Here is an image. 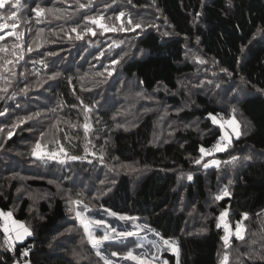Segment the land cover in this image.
I'll return each instance as SVG.
<instances>
[{
  "label": "trees",
  "instance_id": "16d2710c",
  "mask_svg": "<svg viewBox=\"0 0 264 264\" xmlns=\"http://www.w3.org/2000/svg\"><path fill=\"white\" fill-rule=\"evenodd\" d=\"M82 4L85 7H80ZM37 5L46 10L40 17L32 11ZM148 7L153 8L168 29V35L159 31L149 15L140 16L148 13L145 10ZM121 11L125 16L116 20ZM7 14L0 8V16ZM98 15L117 30L103 32L85 20L87 16ZM129 18L133 25L141 23L142 27L120 31L121 23L131 29ZM15 22L18 25L15 32L21 38L8 35L0 40V49H6L0 51V112H4L0 116V128L6 133L0 142L3 145L0 176L6 178V182H0V210L13 209L16 181L10 178L18 167L30 162L38 176L29 179L28 185L51 190L45 178L58 172L60 166L67 164L77 170L78 166L83 169L89 164L86 159L93 155L86 145L92 134L86 136V144L80 147L82 138H75L73 133L66 136L63 130H68L71 122L80 124L76 123L75 114L81 101L85 106H94L95 96L84 91L94 90L87 86L92 75L96 78L99 72L108 74L106 68L114 69L98 88L103 95L105 89H110L106 96L113 107L120 101L114 99L119 93L117 87L127 79L137 84V91L143 97L131 104L128 127L117 125L106 114H97L102 126L92 139L98 154L107 161L110 157L135 164L144 172L135 173L134 177L126 174L115 177L113 189L99 198V206L116 214L142 216L162 238L176 239L180 264H219L224 245L223 228H217L215 221L219 212L227 210L234 221L246 213L248 225L252 224V218L264 212V0H231V6L228 0H22ZM74 27L76 32L72 31ZM86 28H92L96 34L86 33ZM11 31L6 28L0 35ZM78 34L83 38L78 39ZM192 47H196L200 60L213 62L214 74L226 73L221 75L228 96L223 102L199 91L202 86L194 85V74L203 73L204 69H200L205 65L187 58V48ZM7 60L13 63L7 64ZM113 60L119 63L113 65ZM54 72L60 75L49 79ZM25 88L27 91H22ZM34 113L40 115L12 127ZM163 114L173 121V126L177 121L194 120L199 126L197 129L178 126L171 132H159L156 140L158 116ZM210 114L236 115L244 120L246 128L241 129L239 138L233 139L228 148L216 151L223 172L218 176L211 170L208 180L194 162L201 147L221 137ZM168 127L165 125L163 129ZM49 129L57 131L54 136L57 146L48 152H59L63 147L67 155L59 153L55 160L37 159L32 155L34 148L24 143L37 142L39 137L43 141ZM9 131L13 132L11 138L7 135ZM72 156L80 159L73 160ZM233 156L239 159L229 162ZM245 156L251 159L245 160ZM104 164L98 162L100 168ZM182 172L192 176V180H187V174L183 175V195L200 214L210 215L200 232L197 229L187 233V214L177 208L182 200L179 179ZM221 185L229 196L216 200L208 208L205 205L208 188L215 192ZM28 204L23 199L14 207V219L28 221ZM39 211L43 219L34 224L31 236L15 245L16 254L20 247H25L30 264H102L90 256L86 260H73L67 253L56 252L47 245L58 224L69 217L62 199H52L48 204L41 202ZM248 242L246 234L243 240H231L227 249L229 264H264L261 259L264 247L253 259L249 257ZM164 256L173 261L171 254ZM14 260L8 249L0 247V264H12Z\"/></svg>",
  "mask_w": 264,
  "mask_h": 264
},
{
  "label": "rangeland",
  "instance_id": "374dc122",
  "mask_svg": "<svg viewBox=\"0 0 264 264\" xmlns=\"http://www.w3.org/2000/svg\"><path fill=\"white\" fill-rule=\"evenodd\" d=\"M145 10L148 13H145L140 16L148 17L149 15L150 21L155 26L159 27V31L167 33L168 29L164 26L163 22L154 12L153 8L148 7ZM187 49H188L186 52L187 58L192 61L194 60L197 61V58L199 57L196 47L187 48ZM201 64L205 65V68L202 67L200 69V70L204 69V72L200 73V71H197L194 74L195 75V80L193 82L194 85L196 86L197 84L200 87L202 86L204 90L200 88L199 91L201 90L203 92H206L208 93V95L216 97L218 98V100L223 102L228 96H227V85H224L223 78L221 75H226V73H218L217 71V73L214 74L215 67L211 60L209 61L205 60L204 63ZM106 75L108 74H102V76L99 75L96 78L94 77V75H92V78L89 79L87 86L93 87L94 90L91 91L88 88L84 90L86 92H91L96 98L94 106H91L92 111L91 113L88 114L89 115L88 123L90 124L89 133H91L92 136L93 134L97 135V131L100 130L101 129L100 127L102 126L101 120L97 118L98 117L97 114H106L108 115L109 118H112L114 123H116L117 125H120L122 127H128L127 120L129 117L132 116V109H133L131 104L134 103L135 99L139 100L140 98L143 97L141 91H137V87H136L137 84L131 79H127L124 83L118 85L117 88L119 93H117V96L114 95V99L116 97V99H120V101L116 102L115 106L113 107V105L110 104L108 97L106 96V93H108L110 89L109 88L105 89V95L100 93L98 89L101 86V84L105 82L104 79L106 78ZM234 87L236 88V85H234ZM115 94H116V89H115ZM152 96H154V92L152 93ZM80 108H81V104L79 105L77 109V113L75 114V117H77L76 123H80V124L75 125L74 122H71L70 127L67 128L68 130L65 129L63 130V132H65L66 136L72 133L74 134L75 138L80 136L82 138L81 140L82 143L79 144L81 147L82 144L83 145L86 144L87 140L83 130V124L85 122L84 120L85 113L83 111V108L82 109ZM233 117L240 125V132L242 133L241 129L243 127L244 129L246 128L245 122L243 119H241V117L238 116L236 117V115L228 117L225 114L224 115L220 114L219 116L216 117L217 123L212 122V124H214L217 128H219L221 136L231 135V141L235 139L236 136L232 135L231 127L226 122L232 119ZM102 118H104V116H102ZM158 118L159 121L157 125L156 140H158L160 137L159 132L161 133H166L167 131L171 132L173 129L178 128V126L193 127L194 129H197L199 126V122L198 121L195 122V120L187 121V123L177 121V125L173 126V121L167 119V115L165 114H163L162 116H158ZM221 123L224 124V129H221L220 127ZM56 124L57 122H55V125ZM165 125L169 127L163 129ZM56 127H58V125H56ZM23 131L26 130L23 129ZM56 133L57 131H53L52 129H49L48 132L45 133L48 136L42 138L43 141L40 140V137L37 138L38 141L41 142V144L46 143L45 151L48 152V150L55 149V147L57 146V143L54 141V136H56ZM200 133H202V131H200ZM5 136L6 133L4 131L0 132V142H3ZM92 136L88 138V143L86 145L90 149V153L93 155L92 158L86 159V161L89 164L85 165L83 169L82 167L80 169V166H78L77 170L71 169L70 166H68L67 164L60 166L58 172H53L51 174V177L48 176L47 178H45L49 183V185L52 186L51 190L41 189V188H31L28 185L29 179L38 176L35 174L36 170L33 168L34 166H32L30 162L23 167H18V169L12 174L10 178V180L14 179L16 181V188H15L16 194L14 198V203L12 205L13 209L2 212L12 213L13 210L15 209L14 207L18 206L23 199H27L29 202L28 221L27 222L18 221V222L23 223L33 233L32 227L34 226V224L43 219V216L42 214H40L39 211V204L41 202H45L48 204L52 199H56V198L62 199L63 202L65 203V207L68 211L69 217L64 219L62 222L58 224L57 226L58 228L53 233H51L50 237L48 238L49 244L47 240V245H49L50 248H53L52 250L56 252L62 251L63 253H67V256L72 258L73 260L74 259L86 260L85 257L90 256L89 258H94L98 260V262L104 264V261L96 255V250L93 249L92 246L88 243V240L84 235L83 228L81 227L79 220L76 218L75 215L76 206L71 203V200L80 199L81 201H83L84 204L88 205L89 208L91 209V211H88L86 213L88 217L95 219H102L106 221L108 225H110L113 228H116L118 231L135 232L136 230L134 228V225L147 226L133 236H129L127 238L116 237L115 239L106 240L100 245L99 250L101 252V255L111 260L112 264H136L135 261L122 259L121 255H117V256L111 255L112 252L123 254L129 250L133 251L134 255H143L144 258L149 261V264H165V262H167V264H177L176 256L172 254L171 250L168 249L167 246L163 245V240L166 238H162L160 235L159 237L154 235L153 233H157V231L148 225L144 217L133 215L135 217H138V219L135 221L132 220L121 221L117 218V216H109L108 212L105 211V208L99 206L98 203L99 198L103 197L105 194H107L113 189V185L115 183V177L117 178V176L120 174H126L130 177H134L136 174H142L144 171L143 169L138 168L135 164L122 163L110 157L108 161L105 158L101 160L100 157L102 154H98L99 152L98 147L95 145V141H93ZM218 141H220V137ZM221 143H226V142H221ZM24 144L25 145L28 144V147L32 146L34 148L36 142H30ZM229 145L230 144H228V146ZM2 146L3 145H0V148ZM215 153H212L211 156L205 155L201 160V163L198 164L199 166L197 167L198 171L203 172V174L206 175V179L208 180H209L208 174L210 173L211 170H215L216 173H218V176L223 172V170H221V164L217 166V165H212L210 163L212 160H219V158L215 157ZM198 154L199 156L196 159H199L201 157L200 149ZM93 159L96 161H94ZM98 162H102L105 164L100 168ZM205 163H208L209 167L207 168L203 167V164ZM195 165L197 164L195 163ZM185 174H187L186 176L187 180H188V176L191 175L189 174V172L179 173L180 184L182 185V189H181L182 200L181 202L178 203L177 208L184 210L187 214L188 217L186 224V228L188 230L187 233L188 232L192 233L197 229L198 232H200L203 230L202 228L204 222L210 217V215L208 212L204 214L202 212L200 214L197 208L195 207V205L191 204V202L188 201L183 195L184 192L183 190L185 188L184 187L185 185L183 184V180H184L183 175L185 176ZM4 177H5L4 175L0 176V182L1 181L6 182V178ZM219 180L221 181V178ZM217 188L215 189V192L211 191V188H208L210 192L208 199L205 202V205H207L208 208L210 206L215 205L216 203L215 196L222 194L223 190L226 189L222 185ZM0 189H2L1 183H0ZM79 210L83 211V207L81 206ZM220 213L221 212H219V214L215 217L216 224L218 223L217 217H219ZM117 215H121V214H117ZM226 219L232 223V226L236 224L237 221H242V226L245 229L243 235L245 236L246 234L249 240L248 245L251 251L249 257L250 258L253 257L254 259L257 255H259L261 249L264 247V212L257 214L254 218H252V222H251L252 224L249 223V225L248 223L245 222V219L243 218L234 221L230 217L229 212H228V217ZM2 223L3 221L0 220V225H2ZM91 228L98 237L103 236L104 232L106 231L105 226L103 224L92 225ZM149 229H151V231H149ZM232 230H233V235L230 237V243L232 239H237L234 235V230H235L234 226ZM110 235L115 236V233H110ZM0 236H2L0 237L2 240L0 242V247H4L5 249H8L10 246L13 245L15 246L17 244L16 242L19 241L16 239L15 233L10 234L11 236L10 240L5 237L2 230ZM27 237L28 236L24 238L26 239ZM167 239L170 241L175 240L178 244V241L176 239H170V238ZM141 241L143 246L137 247V243ZM153 241H157L160 244L161 247L159 251L155 247H153L152 244ZM86 249H88L89 252ZM227 249L228 248H225V246L223 245L222 252L220 253L219 264H222L224 255L226 253L228 255L229 250ZM164 253L171 254L173 256V261L168 259V257L164 256ZM13 263L16 264L15 260L13 261Z\"/></svg>",
  "mask_w": 264,
  "mask_h": 264
},
{
  "label": "snow or ice",
  "instance_id": "6c2138e0",
  "mask_svg": "<svg viewBox=\"0 0 264 264\" xmlns=\"http://www.w3.org/2000/svg\"><path fill=\"white\" fill-rule=\"evenodd\" d=\"M6 2H7V7H6ZM229 2V6H231V0H228ZM22 5V0H0V8H4L5 11L8 12L7 16H0V32H3L6 28H11L12 31L11 32H6L4 35H0V40H4L5 36L8 35H14L16 37L17 40H19L21 38V35L19 33L15 32V29L18 27L16 21V17H17V12L19 10V8ZM80 7H85V5H80ZM8 9H11V11H8ZM32 11L35 13L36 17H40L46 10L42 7H40L39 5H37L36 7L32 8ZM48 12H60V9H47ZM199 15V14H197ZM125 13L123 11L119 12V14L116 16V20H120L121 17H124ZM104 17L102 15H98V16H87L85 17L86 21H89L91 24L96 25L98 28L102 29L103 32H110V31H116L117 29L115 27H111L108 24L104 23ZM111 19V18H109ZM11 21V23H6L4 21ZM37 23H39V19H37L36 21ZM128 25H132L131 29H129L128 27H125L123 25V23H121V27H120V31H128V30H132L135 31V29L141 28L142 24L141 23H135L133 25V21L131 18L128 19ZM73 32H76V28L74 27L72 29ZM86 33H91L92 35H95V31L92 28H86L85 30ZM164 35H168V33H164ZM77 38H83L82 35L78 34ZM17 47H20V45H17ZM0 51H6V49H0ZM29 51H31V48H29ZM48 55H52V53H48ZM20 59L23 58V56L21 55L19 57ZM197 61L199 63H204L203 60H200L199 58H197ZM7 64H12L13 62L11 60H7L6 61ZM41 64L44 63V61H40ZM119 63V61L113 60L112 64L115 65ZM105 71H107L108 75L111 76L113 74V71L108 70L107 68L105 69ZM60 75V73L58 72H54L52 73V75L49 77V79H54L56 77H58ZM97 75H102V73H97ZM4 91H6V89H4ZM22 91H27V88L22 89ZM81 107L83 108V111L85 113V117H84V124H83V130L85 133V136H87L90 132V124L88 123L89 121V113H91L92 111V107L91 106H85L83 104V101H81ZM233 111H235V109H233ZM4 115V112H0V116ZM39 113H34V114H30L28 116H25L23 118H21L19 120L18 123L13 124L12 127L16 128L19 127L20 123L25 122L26 120L32 119L33 116H39ZM210 117L212 119L213 123H217L216 117L213 116L212 114H210ZM232 130V135H235L236 138L238 139L239 136L241 135L240 132V125L238 124V122L236 121V119L233 117L232 119L228 120L226 122ZM221 129H224V124L221 123L220 124ZM4 130L2 128H0V132H3ZM8 137L11 138V136L13 135V132L9 131L7 133ZM41 136H43V133H41ZM221 142H226V143H221ZM231 143V135H222L220 137V141H218L215 145H214V150L217 152L220 151H224L228 144ZM46 149V145H42L40 141H37L35 144V147L32 151V155L37 158V159H41L44 157H47L48 159H57L59 153H64L65 155H67V153L65 152V149L63 147H60L59 152H47L45 151ZM212 149H205L204 147L200 148V152H201V157L199 159L195 160L196 164H200L201 160L203 159V157L205 155H211L212 154ZM73 160L76 159H80V157L77 156H72L70 157ZM101 160H103V156L101 155L100 157ZM239 158L236 156H233L231 158V161L229 162H234L236 160H238ZM245 160H249L251 159V157L245 156L244 157ZM61 163L63 161H60ZM212 165H219L221 162L219 160H212L210 162ZM203 167L207 168L209 167L208 163L203 164ZM188 180H192V176L189 175L188 176ZM51 182V181H50ZM103 183V182H102ZM79 195V194H78ZM225 196H229V192L227 189H224L222 194L216 195L215 199L217 201L223 199ZM71 203L73 205L76 206V210H75V215L76 218L79 220L81 227L83 228V232L84 235L86 236L88 243L92 246L93 249L96 250V255L98 257H100V259H102L104 261V264H112L111 260H109L107 257H104L101 255L100 252V245L109 239H115L116 237H122V238H127L129 236H133L135 235L137 232H139L140 230H142L143 228L147 227L146 225H134L135 228V232L134 231H118L116 228L111 227L110 225H108L106 223V221L102 220V219H95V218H90L86 215V213L88 211H91V209L89 208L88 205L84 204L83 201H81L80 199H75V200H71ZM83 207V211L79 210L80 207ZM71 210V209H70ZM106 212H108L109 216H117V218L121 221H127V220H132L135 221L138 219V217L135 216H124V215H117L116 213L105 209ZM228 217V211L224 210L221 211L219 217H217L218 223H217V228H223L224 231V235L221 237L223 244L225 246V248H228L230 246V237L233 235V230L230 227V224L228 223V220L226 219ZM247 214H243V219H247ZM0 220L3 221L2 225H0V230L3 231L5 237L7 239H11L10 234L11 233H15L16 239L17 240H23L24 237L26 236H31L32 232L31 230L26 227L23 223L18 222L16 219L13 218V214L11 212H2L0 211ZM103 224L105 226L106 231L104 232L103 236L98 237L95 232L92 230L91 226L92 225H101ZM149 231H151V229H149ZM245 229L242 226V221H237L236 225H235V230H234V235L238 240H243L244 239V233ZM110 233H115V236H111ZM154 235H156L157 237H159V233H153ZM153 247H155L158 251L160 250V244L157 241H153L152 242ZM163 245L167 246L168 249L171 250L172 254L176 256L177 258V264H180V249H179V245L177 244V242L175 240H168V239H164L163 240ZM142 241L137 243V247H142ZM9 251H11V247L8 248ZM24 255H27V253H24ZM112 256H117V255H121L122 259L125 260H131V261H135L136 264H149V261L146 260L144 258L143 255H134L133 251L129 250L126 253L123 254H118L116 252H112L111 253ZM158 258V257H157ZM261 259H264V254L261 255ZM228 260H229V256L227 255V253L224 255L223 260H222V264H228ZM165 264H167V262H165Z\"/></svg>",
  "mask_w": 264,
  "mask_h": 264
},
{
  "label": "built area",
  "instance_id": "2783aa9c",
  "mask_svg": "<svg viewBox=\"0 0 264 264\" xmlns=\"http://www.w3.org/2000/svg\"><path fill=\"white\" fill-rule=\"evenodd\" d=\"M218 141H214L213 143H211L209 146L205 147V149H212V153H215L216 151L214 150V145L217 143ZM228 223L230 224V227L233 228V226L235 227L236 224H234L232 226V223L228 220ZM11 247V251L8 250V252L13 255L15 257V263L16 264H30L26 258V255H24V253H26V249L25 247H20L18 254H16L15 252V246H10Z\"/></svg>",
  "mask_w": 264,
  "mask_h": 264
},
{
  "label": "crops",
  "instance_id": "0c3cea01",
  "mask_svg": "<svg viewBox=\"0 0 264 264\" xmlns=\"http://www.w3.org/2000/svg\"><path fill=\"white\" fill-rule=\"evenodd\" d=\"M24 239H25V238H24ZM24 239H23V240H19V241H17L16 243H21V242L24 241ZM12 264H14V263H12Z\"/></svg>",
  "mask_w": 264,
  "mask_h": 264
}]
</instances>
